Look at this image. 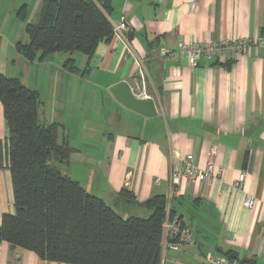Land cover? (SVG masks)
Instances as JSON below:
<instances>
[{"label": "crops", "instance_id": "0c3cea01", "mask_svg": "<svg viewBox=\"0 0 264 264\" xmlns=\"http://www.w3.org/2000/svg\"><path fill=\"white\" fill-rule=\"evenodd\" d=\"M108 16L113 35L91 57H45L73 80L53 76L39 109L40 120L58 123L60 139L74 149L63 172L123 217L150 215L146 202L165 196L167 208L191 227L194 243L174 249L163 239L161 264H207L209 253L264 264V46L203 55L194 65L186 55L160 53L179 41L264 36V0H112ZM119 81L135 96L151 97L157 113L147 116L120 103L109 90ZM8 137L0 101V141ZM188 155L199 169L213 161L220 173L213 181L175 183L173 173ZM242 172L243 185L236 187ZM248 195L251 207L244 204ZM14 212L4 153L0 225L4 213ZM0 264L70 263L1 241Z\"/></svg>", "mask_w": 264, "mask_h": 264}, {"label": "trees", "instance_id": "16d2710c", "mask_svg": "<svg viewBox=\"0 0 264 264\" xmlns=\"http://www.w3.org/2000/svg\"><path fill=\"white\" fill-rule=\"evenodd\" d=\"M111 10L112 0H45L41 22L27 23L28 42L16 50L30 62L54 52L91 57L113 35ZM0 101L9 125L0 166L6 153L15 206L2 216L0 242L70 264H161L163 222L168 212L174 216L165 196L146 202L148 217H123L61 171L74 149L60 139L58 123L40 120L37 90L0 71Z\"/></svg>", "mask_w": 264, "mask_h": 264}, {"label": "rangeland", "instance_id": "374dc122", "mask_svg": "<svg viewBox=\"0 0 264 264\" xmlns=\"http://www.w3.org/2000/svg\"><path fill=\"white\" fill-rule=\"evenodd\" d=\"M44 2L45 0H0V71L7 76L20 78L29 88L37 90L41 101L48 95L53 76L58 77L60 73V81L73 83L72 78H68L62 70L63 66L50 59L51 56L30 62L16 50L18 41L28 42L27 23L41 22ZM51 162L57 164L54 160ZM61 170L64 171L63 167ZM116 210L122 214L120 209ZM138 214L142 217L149 216L148 213Z\"/></svg>", "mask_w": 264, "mask_h": 264}, {"label": "built area", "instance_id": "2783aa9c", "mask_svg": "<svg viewBox=\"0 0 264 264\" xmlns=\"http://www.w3.org/2000/svg\"><path fill=\"white\" fill-rule=\"evenodd\" d=\"M123 24L116 27L119 30ZM262 45L264 46V36H258L256 39L251 38H237L234 40L224 39L221 41H206V42H186L179 41L176 48H162L160 53L165 57H171L175 59H181L183 56H187L189 62L194 65L198 59L205 55L209 58L221 56L223 53L237 54L245 48ZM128 51L131 52L130 48ZM216 150L211 151V155ZM220 173V169H217L215 163L211 160L208 161L204 169H199L194 163V156L188 155L184 159V164L173 173V181L180 183L183 178H188L193 182L199 181H213L217 174ZM245 179V173H240L236 187H242ZM254 203V199L249 195L246 197L244 204L247 207H251ZM169 211V210H168ZM164 239L166 244L174 249H179L182 245H188L194 243L193 233L191 227H189L181 217L174 215L171 216L167 213V216L163 222ZM263 253H264V227H263ZM207 264H246L238 259H228L220 255L207 254Z\"/></svg>", "mask_w": 264, "mask_h": 264}, {"label": "water", "instance_id": "95a60500", "mask_svg": "<svg viewBox=\"0 0 264 264\" xmlns=\"http://www.w3.org/2000/svg\"><path fill=\"white\" fill-rule=\"evenodd\" d=\"M113 96L126 107L147 116L157 113L155 102L151 97L139 98L135 96L127 81H119L109 88Z\"/></svg>", "mask_w": 264, "mask_h": 264}]
</instances>
